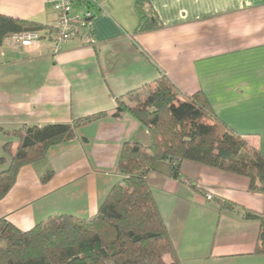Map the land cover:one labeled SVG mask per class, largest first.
I'll use <instances>...</instances> for the list:
<instances>
[{"label": "crops", "instance_id": "0c3cea01", "mask_svg": "<svg viewBox=\"0 0 264 264\" xmlns=\"http://www.w3.org/2000/svg\"><path fill=\"white\" fill-rule=\"evenodd\" d=\"M95 1V44L79 34L53 54L49 0H0V15L46 28L29 46H0V128L108 114L19 170L0 201V218L21 231L63 214L95 216L119 180L122 143L139 129L127 113L112 116L115 99L161 74L185 96L200 92L219 121L264 155V0H149L163 28L141 34H134V0ZM0 136L2 156L10 136ZM16 146L13 139L12 153ZM5 168L0 164V172ZM181 179L152 187L180 264H264V254H255L260 224L243 218V210L263 211L264 195L249 192L245 177L190 161L182 162ZM217 199L238 208L221 210Z\"/></svg>", "mask_w": 264, "mask_h": 264}, {"label": "trees", "instance_id": "16d2710c", "mask_svg": "<svg viewBox=\"0 0 264 264\" xmlns=\"http://www.w3.org/2000/svg\"><path fill=\"white\" fill-rule=\"evenodd\" d=\"M76 3L87 11L93 5L89 0ZM134 10V34L163 28L149 0H134ZM45 29L0 15V46L12 35ZM115 103L112 116L127 113L139 129L133 141L122 143L116 165L119 180L95 216L49 217L26 231L0 218V264H180L152 187H162L166 179L182 181L183 161L245 177L249 192L264 195V155L219 121L200 92L185 96L161 74L142 89L116 97ZM107 116L101 112L67 124L0 128L10 136L0 157V164L8 159L0 172V201L23 166L43 160L51 147L71 140L81 126ZM11 137L17 141L13 153ZM217 203L221 210L238 208L222 199ZM243 218L259 222L255 254H264V208L261 213L243 210Z\"/></svg>", "mask_w": 264, "mask_h": 264}, {"label": "built area", "instance_id": "2783aa9c", "mask_svg": "<svg viewBox=\"0 0 264 264\" xmlns=\"http://www.w3.org/2000/svg\"><path fill=\"white\" fill-rule=\"evenodd\" d=\"M96 4L95 0H89ZM52 5L55 22L51 29L50 44L52 53L57 54L62 45L80 34L84 44L93 46L95 41L92 36V21L90 12L84 7L75 10V0H49ZM14 47L20 48L29 46L40 40L37 32H26L10 36L8 39ZM207 201L212 200L210 194L205 196Z\"/></svg>", "mask_w": 264, "mask_h": 264}, {"label": "rangeland", "instance_id": "374dc122", "mask_svg": "<svg viewBox=\"0 0 264 264\" xmlns=\"http://www.w3.org/2000/svg\"><path fill=\"white\" fill-rule=\"evenodd\" d=\"M0 138H1V136H0ZM9 139H10V138H9ZM9 139H8V140H9ZM8 140H7V141H8ZM5 143H6V142H5ZM10 149H11V147H10ZM2 151H3V150H2ZM0 157H1V155H0ZM6 157H8V156L6 155ZM5 164H6V167H7V165H8V159L6 160ZM5 164H4V165H5ZM8 202H9V201H8ZM10 205H11V204H10ZM0 207H2V206H0Z\"/></svg>", "mask_w": 264, "mask_h": 264}]
</instances>
